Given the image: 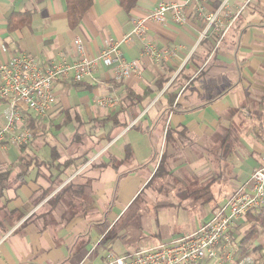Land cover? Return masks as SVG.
Listing matches in <instances>:
<instances>
[{
	"label": "crops",
	"instance_id": "1",
	"mask_svg": "<svg viewBox=\"0 0 264 264\" xmlns=\"http://www.w3.org/2000/svg\"><path fill=\"white\" fill-rule=\"evenodd\" d=\"M184 1L92 0L72 26L67 0H0V64L16 54L71 64L76 39L96 56L160 3ZM183 17L146 24L147 42L173 51L167 60L145 56L133 37L122 51L138 64L136 74L118 81L105 65L80 83L71 74L55 83L45 118L23 110L32 141L0 147V264H87L93 241L91 250L104 244L107 219L145 191L161 162L159 179L172 175L184 190L191 186L175 203L163 199L191 212L210 205L202 225L264 166V0H200ZM107 95L120 103L100 107ZM167 223H158L162 239L177 237ZM112 241L110 248L120 244Z\"/></svg>",
	"mask_w": 264,
	"mask_h": 264
},
{
	"label": "built area",
	"instance_id": "2",
	"mask_svg": "<svg viewBox=\"0 0 264 264\" xmlns=\"http://www.w3.org/2000/svg\"><path fill=\"white\" fill-rule=\"evenodd\" d=\"M199 1L160 3L154 12L133 21L134 28L123 41L111 42L96 56H89L83 42L76 39L74 50L77 60L71 64L56 61L42 65L26 54H16L8 63L0 64V106L5 107V124L0 127V147L4 144L23 146L32 141V133L22 127L25 118L23 110L31 111L37 118H45L55 98L54 85L57 81L72 74L75 82H81L92 76L100 65L114 66L118 81L136 74L138 64L127 61L122 51V44L133 37L143 42L144 55L155 62L170 58L173 51L158 49L147 42V22L164 23L167 14H171L175 21L183 23L184 8ZM208 21H215V16L211 15ZM119 103L120 97L117 95H107L97 100V104L105 108H113ZM262 209L264 166L257 169L251 179L196 231L130 253L116 254L110 251L102 264H261L264 247L259 252L260 260L254 258L253 254L237 257L235 233L240 235L239 231L248 221L249 214ZM233 227L237 232L233 233Z\"/></svg>",
	"mask_w": 264,
	"mask_h": 264
},
{
	"label": "rangeland",
	"instance_id": "3",
	"mask_svg": "<svg viewBox=\"0 0 264 264\" xmlns=\"http://www.w3.org/2000/svg\"><path fill=\"white\" fill-rule=\"evenodd\" d=\"M72 134H74V131H72ZM72 147L79 148L81 146L76 142ZM159 178H153L145 188V191H143L135 201H132L127 209L124 210L114 222L111 223V219H107V224L104 226V235H107L105 236L104 244L98 248H96V244L94 249L91 250L95 244L93 241L86 251H92V253L87 256V264L98 263L97 259H99L98 256L100 253L106 252L107 250H109L107 253L112 251L116 254H124L126 252L123 250L138 249L137 247H139L140 244L147 241L151 242V240H156L161 242L162 240H168L167 238L162 239V236H164L162 232L163 229L158 227V223L162 224L163 220L166 222L170 221L171 224L167 223V227L170 233L173 232L177 237L190 234L202 226L201 220H203L206 212L208 210L210 211L212 207L210 205L193 207L191 212L184 202L180 206H173L170 203H166L167 200L163 198H168L169 201L177 200L176 196L182 197L185 192H191V186L188 190H184L180 183H178L177 178L172 175L162 179ZM175 202L176 201H174V203ZM152 220H154V225L151 224ZM246 224L245 226L247 227L248 223L246 222ZM103 225L104 221L99 226L102 227ZM242 231L243 230L240 229L239 232ZM263 234L264 233H262V237L258 241L260 242L259 244L264 242ZM242 235H239V237ZM235 237H238V234L235 233ZM112 240H116L120 244L115 243L116 246L114 244L113 248H110L112 245L107 243V241L113 242ZM235 247L237 256H239L240 248L237 240L235 242ZM252 248L253 246H250V249ZM86 252L83 255H85ZM253 256L257 260L261 259L259 252L253 251ZM62 264L68 263L65 261Z\"/></svg>",
	"mask_w": 264,
	"mask_h": 264
},
{
	"label": "trees",
	"instance_id": "4",
	"mask_svg": "<svg viewBox=\"0 0 264 264\" xmlns=\"http://www.w3.org/2000/svg\"><path fill=\"white\" fill-rule=\"evenodd\" d=\"M67 2L71 25L76 26L81 20L82 16L92 5V0H67ZM163 170L164 168L161 162V165L157 169L154 178L157 176L162 177ZM247 220L250 223V226L243 232V235L241 237H236V240L239 242L240 248V254L239 256H237L238 258L252 255L253 251L260 252V250L264 247V242L255 246V243L260 240V238L262 237V233H264V209L256 212L255 214H249ZM250 246H253V248L250 249ZM261 264H264V260Z\"/></svg>",
	"mask_w": 264,
	"mask_h": 264
}]
</instances>
